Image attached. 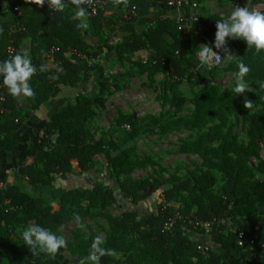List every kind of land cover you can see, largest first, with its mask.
I'll return each mask as SVG.
<instances>
[{"label":"rangeland","instance_id":"obj_1","mask_svg":"<svg viewBox=\"0 0 264 264\" xmlns=\"http://www.w3.org/2000/svg\"><path fill=\"white\" fill-rule=\"evenodd\" d=\"M191 31H184L188 38L193 37ZM210 38L214 40L215 35ZM167 41H170L169 37ZM221 51L224 59L219 67L208 70L189 63L183 66L185 71L180 78L168 76L162 70L149 74L144 71V65L133 66L119 56L112 64H102V58L97 56L90 63L81 61L84 70L78 84L74 88L64 87L73 90L68 98L71 104L83 96L88 98L91 113L84 122V139L89 144L103 142L104 151L92 158L85 171L75 161L72 162L67 180L55 183L53 180L51 187L37 190L33 198L41 200V206L56 210L63 193L92 189L98 185L111 190L114 200L97 207H90L87 200L80 201L78 206L67 205L73 217L53 231L65 240V246L55 255L41 251L44 257L57 264H81L86 256L71 244L79 242L80 238L99 236L106 239L112 233L115 219L126 210H135L141 216L161 207L168 208L173 214L186 205L188 196L199 194L200 186L223 196L229 162L242 161L252 172V178L243 175L241 182L264 179L260 170L264 164V138L257 142V152L247 150L253 142L250 120L264 115V54L261 62L253 66L251 48L243 40L229 37H226ZM193 52L194 46L191 45L180 55L190 60ZM242 62L249 68L244 77L248 90L236 94L233 88L238 65ZM261 89L263 92L257 103L251 109L243 104L241 111L238 101ZM211 92H216L215 97H204ZM56 137L57 133L48 137L50 145ZM189 144H197L198 150H189ZM121 152H126L125 158L118 162L124 170L112 165V160H116ZM186 179L191 180L186 189L179 190L171 198L164 195L174 184ZM128 181L138 183L137 193L142 200L137 203L120 189ZM155 181L160 186L146 197V189ZM231 208V204L224 206L225 219L229 217L231 226L237 228L236 223L240 221L247 230H251L252 220L246 217L233 220ZM263 218L264 212L259 211L252 230L258 227L264 231ZM179 223L187 228L189 234L192 231L205 233L193 228L192 224L176 222ZM35 225L42 227V215L31 212L24 222L14 228L9 227V234L13 240L22 243V230ZM129 236L135 237L136 234L132 232ZM109 255L113 258L110 264H124L128 253L113 251ZM204 258L205 264L211 261L208 254ZM190 260L198 262L197 257ZM25 262L26 259L21 260V264Z\"/></svg>","mask_w":264,"mask_h":264},{"label":"trees","instance_id":"obj_2","mask_svg":"<svg viewBox=\"0 0 264 264\" xmlns=\"http://www.w3.org/2000/svg\"><path fill=\"white\" fill-rule=\"evenodd\" d=\"M239 2L252 5L264 3V0H239ZM19 3L23 4L22 11L13 13L9 20H0V62L6 60L7 30L12 22H18L26 27L25 32L16 36L19 49L25 38H30L33 41V54L34 48L41 46L43 52H49L51 48L55 49L53 53L54 68L52 70L37 68L35 75L30 80L34 94L29 100V108L36 109L49 99L55 86L63 84L76 87L79 74L84 70L82 65L84 63L79 61L78 64H73L71 50L76 49L87 55L90 52L87 50L89 46L81 35V28L78 27L80 22L73 18L72 8L64 9L63 12L50 13L45 8L30 4L31 0H19ZM154 3H159L168 8L164 0H135L133 4L136 6L137 15L129 20L123 19L118 25V29L129 32V39L124 43V46L131 51L130 62L133 66L144 65V71L149 74L155 70H162L168 76L180 78L185 71L184 65H189V63L195 65L194 55L200 36L204 35L210 38L215 35L216 21L225 17L218 15L198 17L196 26L191 31L192 38H188L183 30H179L176 21L173 19L157 20L148 31L136 33L133 26L134 22L140 16L147 14L149 7ZM94 20L97 21L94 24L95 28H99L103 23L102 16H98ZM41 30L44 32V44L38 43L40 39L38 33ZM167 37L170 41H167ZM191 45L194 46V52L189 60L181 56L180 53L182 50H187ZM107 48L112 49L108 46ZM91 54L97 56L98 52L92 50ZM263 54L264 51L257 52L251 48L250 57L253 66L261 62ZM35 64L40 63L35 61ZM37 81L40 83L36 84ZM261 92H263L262 89L243 98L240 102L238 101L239 109L242 111L245 101H250L254 106ZM215 94L216 92L207 93L204 97H215ZM200 103L201 101H199ZM14 104L15 100L8 93L7 107L10 109V113L0 116V150L13 149L17 138L27 129V126L17 118L13 109ZM90 113L86 96L77 99L72 104L66 100L60 107L50 111V125L35 137L29 147L28 153L33 157V163L25 165L24 161H21L17 170L24 174L30 183L44 185L58 178H66L74 161L82 171L87 170L89 168L88 163L92 158L104 151L103 142L89 144L84 139L86 133L84 122ZM250 124L252 141L256 142L255 144L251 142L247 150L257 152V142L264 138V115L251 119ZM53 133H57V137L55 143L50 145L48 137ZM188 149L198 150V146L197 144H189ZM125 156L126 152H121L117 155L116 160L111 159L113 167L124 170L121 163L118 162ZM229 163L226 183L223 186V196H218L200 186L198 188L199 194L188 196L186 205L178 212L185 218L222 219L225 218V204H231L233 220L238 217H246L252 220L251 230H247L240 221L236 223V227L252 232L257 223L258 212H264V179L241 182L243 175L252 178V172L245 168L242 161ZM260 170L264 173V164ZM190 183L191 180L189 179L176 183L171 189L165 191L164 195L167 198L174 197L179 190L186 189ZM159 186L160 183L155 181L146 189V197L154 193ZM138 188V183L135 181H128L120 186L123 194L130 197L134 203L142 200V196L137 193ZM5 200H9L11 205L17 206V209L0 214V221L4 222L0 226L1 252L10 253L15 264L20 263L17 260L19 256L26 258V264H57L53 259L44 257L42 252L38 255H32L24 242L19 243L13 240L7 226L14 228L16 224L24 222L31 212H36L42 215V227L53 232L54 229L73 217L72 210L66 208L67 205L78 206L80 201L87 200L90 207L105 206L114 200V195L111 190L98 185L92 189H74L63 193L60 197V206L53 210L50 206H41V200H35L33 197L20 192L19 187L11 186L0 192V201ZM171 215L168 208L163 209L161 207L156 212L141 216L135 210L123 212L119 218L115 219L112 233L104 239L105 243L102 247L106 249V254L101 258V264L113 263V258L109 255L113 251L128 253L124 264H205L204 255H201L196 249L197 244L205 242L201 239L192 240L189 231L182 223L176 224L170 232L163 229V223ZM262 221L264 222V218ZM225 230V226H219L211 232L209 240L213 245L222 247L230 258L236 260L237 264L241 262L244 264H264L262 259L253 258L248 251L239 248L236 234L229 230L225 232ZM132 232L136 234L135 237L129 236ZM259 232L264 239V231L260 228ZM94 239L95 237L80 238L79 242L71 245L78 248L81 255L87 256L91 251ZM208 255L211 261L206 264H231L215 248H210ZM192 257H197L198 262H192L190 260Z\"/></svg>","mask_w":264,"mask_h":264},{"label":"crops","instance_id":"obj_3","mask_svg":"<svg viewBox=\"0 0 264 264\" xmlns=\"http://www.w3.org/2000/svg\"><path fill=\"white\" fill-rule=\"evenodd\" d=\"M197 2V7H185L181 10L166 8L159 3H154L149 7L147 14L136 19L133 24L134 30L139 34L148 31L157 20L173 19L176 21L177 17L183 14H192L197 18L209 17L211 15L225 17V14L231 11L232 7L247 6L250 10L264 11V3L249 5L241 4L239 0H197ZM14 6H19L20 11H22L23 4L19 3V0H0V20H9L13 14L10 9ZM72 12L73 18L81 22L76 16L77 9H72ZM125 13L126 5L122 0H117L105 14L101 15L103 17V23L99 28L94 27V24L97 21L94 20V18L88 17L86 22L89 27L87 29L81 28L80 32L83 40L89 46L87 49L90 52L89 55L94 58L91 52L92 50H96L98 52L97 58H102V64H112L113 60L116 61L118 59V56L126 58L129 64H132L130 62V58L132 57L131 51L124 46V43L129 39V32L118 29V25H120L124 19ZM38 36L40 38L38 43L44 44L43 30L38 33ZM32 43L33 41L30 38H25L20 45V53L26 51L36 69L41 68L44 70H52L54 68L53 56L49 55L48 52L41 51L42 46L40 48H34L35 52L33 54ZM107 46L112 49H108ZM91 60L87 63H90ZM35 61H39L40 64H35ZM38 83L40 82L37 81L36 84ZM72 92L73 90L70 88H65L63 84H59L55 86L49 99L36 109L29 108V100L31 97L22 95L19 97L12 96L15 100L13 107L14 112L16 113L17 118L27 126V129L17 138L16 145L13 149L0 150V183L4 185L5 189L10 188L11 186H17L19 187L20 192L25 193L30 197H34V193L37 190L40 191L43 188L46 189L51 187L50 184L52 182L44 185L42 188L30 183L28 178L17 170V166L21 161H24V163L29 162V164L32 163V157L28 153L31 143L37 135L41 134L45 127L50 125L49 112L66 102ZM68 177H70V174H67L64 179H55L53 183L57 182V180H67ZM226 220L229 222V217H227ZM207 233L208 232L198 233L192 231L189 236L192 240L201 239V241L205 242L201 244L207 245L209 249H217L223 254L225 259L231 262V264H237L236 260L230 258L222 247L212 244L209 240V233ZM198 234H200L199 236L201 237H199ZM23 259L26 258L19 256L17 258L18 263H21V260ZM0 264H15V261H13V257L10 253H3L0 249ZM24 264H26V262ZM239 264L244 263L241 262Z\"/></svg>","mask_w":264,"mask_h":264},{"label":"clouds","instance_id":"obj_4","mask_svg":"<svg viewBox=\"0 0 264 264\" xmlns=\"http://www.w3.org/2000/svg\"><path fill=\"white\" fill-rule=\"evenodd\" d=\"M33 2L41 6L48 3L55 11H64L63 0H33ZM90 2L91 0H72L73 5L77 9L76 16L81 21L78 27L83 29L89 27L86 22L87 10L83 5ZM216 29L213 44L217 50H221L226 43V37H229L233 40H243L247 47L253 48L257 52L264 51V12L250 10L248 6L232 7L231 11L225 14L224 19L216 21ZM209 53L221 59L211 47L205 45L196 58L200 66L205 67L208 64ZM238 67L239 72L233 88L236 94L248 90L244 77L248 74L249 68L243 63L239 64ZM35 72L36 68L33 66L31 58L26 51L16 54L10 60L0 62V77H3V84L14 97L21 95L26 97L33 96L30 80L35 75ZM244 106L247 109L253 107L250 101H245ZM21 239L32 255H38L41 251L55 255L65 246V240L62 237L39 225L28 226L23 229ZM104 243L105 241L102 237H96L91 245V251L84 257L81 264H101V258L106 254V249L102 247Z\"/></svg>","mask_w":264,"mask_h":264},{"label":"built area","instance_id":"obj_5","mask_svg":"<svg viewBox=\"0 0 264 264\" xmlns=\"http://www.w3.org/2000/svg\"><path fill=\"white\" fill-rule=\"evenodd\" d=\"M135 0H122V2L126 5V13L124 15V19H131L137 15L136 6L133 4ZM165 5L170 9L181 10L185 7L195 8L198 6L197 0H164ZM115 0H91L89 4L83 5L87 10L88 18H97L107 12V10L113 5ZM31 4L34 6L45 8L50 13L57 12L52 7L49 6L48 3H45L43 6L35 4L33 0H31ZM64 9L68 8H76L72 0H63ZM12 13H19L20 7L14 6L10 9ZM176 23L178 25L179 30H190L196 26L197 17L195 15H180L176 19ZM26 31V27L23 24L18 22H12L7 30L8 43L6 46V60H10L16 54H19V47L17 46L16 36L17 34L23 33ZM214 40L211 38L201 35L200 41L197 44V49L194 55L195 64L199 65V61L196 60L198 54L202 51L205 45L211 47L213 51L220 56L215 57L214 54L209 53V62L205 65L208 69H214L219 67L224 59V55L221 50H217L213 44ZM55 49L51 48L48 52L49 55L53 56ZM93 59L92 56L79 52L76 49L71 50V60L73 64H77L79 61H89ZM218 61V62H216ZM9 93L7 87L3 84V77H0V116H5L10 113V109L7 107V94ZM17 121V120H16ZM52 143H55V139L51 140ZM25 165H29L28 163H24ZM5 190V187L2 183H0V192ZM17 206L11 205L9 200L0 201V214L2 212L7 211H15ZM189 223L193 225V228H199L204 232H212L214 229L219 226H225L226 230L233 232L236 234L237 245L244 251H248L253 258H260L264 261V239L259 232V228L256 227L254 231L249 232L243 228H235L232 227L230 221L228 222L225 218L222 219H211L204 220L197 217H182L179 212L173 213L170 217H168L163 223V229L166 231H171L173 227L176 225V222ZM4 222L0 221V226L3 225ZM225 230V232H226ZM197 251L200 254L207 255L210 250L207 245L197 244Z\"/></svg>","mask_w":264,"mask_h":264}]
</instances>
